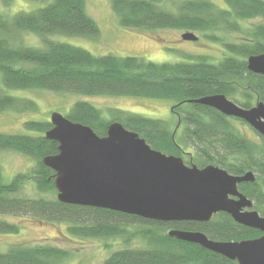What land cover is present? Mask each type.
I'll return each mask as SVG.
<instances>
[{
  "label": "trees",
  "instance_id": "trees-1",
  "mask_svg": "<svg viewBox=\"0 0 264 264\" xmlns=\"http://www.w3.org/2000/svg\"><path fill=\"white\" fill-rule=\"evenodd\" d=\"M49 1L32 12L9 18L1 10L13 0H0V78L6 89L46 90L81 96H129L173 101L178 117L175 128L168 123L120 109L113 119L88 101H77L65 117L91 127L101 137L113 122L137 132L155 150L183 159L189 166H219L234 175L255 173V182L238 186L264 216V137L246 134L248 124L218 110L190 103L205 96L223 94L249 109L264 103V76L248 69L247 59L264 54V0H111L119 25L154 35L171 29L198 33L222 47V56L186 55L187 62L155 63L143 57L90 51L54 40L57 35L97 40L100 29L87 12V0ZM260 20L254 23V21ZM24 34L38 36L43 48L26 45ZM196 35V34H195ZM214 60V61H212ZM217 60V62H215ZM36 111L30 99L10 95L0 87V114ZM179 123L183 124L178 132ZM29 132H0V151H15L33 159L35 165L3 179L0 165V215L32 217L41 222H66L71 236L82 239L122 238L125 244L139 239L143 246L114 251L104 264H238L202 246L172 237L170 231H197L215 241H243L263 235L219 213L208 222H160L88 206L71 205L49 193H57L56 173L43 164L59 153V143L46 137L50 121L29 120ZM191 149L192 151H187ZM34 181L40 197L20 196ZM131 227H140L131 232ZM21 226L0 219V233H19ZM72 253L50 243L12 244L0 252V264H65Z\"/></svg>",
  "mask_w": 264,
  "mask_h": 264
},
{
  "label": "water",
  "instance_id": "water-1",
  "mask_svg": "<svg viewBox=\"0 0 264 264\" xmlns=\"http://www.w3.org/2000/svg\"><path fill=\"white\" fill-rule=\"evenodd\" d=\"M198 41L193 32L182 34ZM249 71L264 76V54L247 59ZM243 120L264 137V103L246 109L223 94L189 101ZM46 137L59 143V153L43 164L56 173L57 199L65 204L108 209L160 222H208L219 213L259 230L263 235L243 241H215L197 231H170L179 240L194 243L238 264H264V216L240 192L242 183L255 182L253 172L234 175L208 165L189 166L183 158L153 149L139 133L120 122L107 135L75 123L59 112L50 117Z\"/></svg>",
  "mask_w": 264,
  "mask_h": 264
},
{
  "label": "rangeland",
  "instance_id": "rangeland-1",
  "mask_svg": "<svg viewBox=\"0 0 264 264\" xmlns=\"http://www.w3.org/2000/svg\"><path fill=\"white\" fill-rule=\"evenodd\" d=\"M215 4L226 7L223 0H212ZM49 1L13 0L8 8L1 10L9 18L19 12H32L48 4ZM87 12L97 22L100 36L97 40L82 37H69L57 35L54 40L84 48L91 53L103 56L115 54L118 56L143 57L155 63H180L187 62L186 55H207L213 59L222 56V47L217 43L202 38L198 33V41H186L179 30H158L154 35L142 30L125 29L119 25L113 11L111 0H87ZM260 20L254 21V23ZM26 45L43 48L41 39L33 34H24ZM214 61V60H212ZM217 62V60L215 61ZM0 87L12 96L33 100L37 104V110L24 112H6L0 114V132L2 133H31L24 123L29 120L50 121L53 112H59L67 116L77 101H88L100 108L103 116L113 119V110L120 109L127 112L140 114L145 117L159 119L168 123L173 131L178 117L173 113V101L154 100L129 96H81L71 93H54L46 90H11L6 89L0 78ZM182 123L178 125L181 132ZM256 131L249 125L246 134L256 138ZM187 151H192L188 149ZM183 159H186L184 157ZM0 165L3 179L10 183L20 173H27L35 162L32 158L15 151H0ZM57 193H49L48 198H56ZM20 196L40 197L34 181L26 183ZM0 219L15 222L21 226L19 233H0V252L9 250L12 244L50 243L71 251V257L65 264H104L114 251L126 247H139L143 244L139 239H134L130 244H125L122 238L116 239H82L71 236L64 222H41L32 217H19L13 215H0ZM140 227H131V232L138 231Z\"/></svg>",
  "mask_w": 264,
  "mask_h": 264
}]
</instances>
